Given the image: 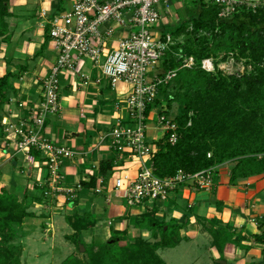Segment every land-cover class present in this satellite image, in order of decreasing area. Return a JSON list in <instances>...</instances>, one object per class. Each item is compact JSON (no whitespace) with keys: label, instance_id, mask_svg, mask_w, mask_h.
<instances>
[{"label":"crops","instance_id":"1","mask_svg":"<svg viewBox=\"0 0 264 264\" xmlns=\"http://www.w3.org/2000/svg\"><path fill=\"white\" fill-rule=\"evenodd\" d=\"M75 1L10 0L12 16L6 19V34L0 36V77L9 71L20 75L19 80L14 83L17 94L11 97L0 119L6 133V138L0 140V190L3 187L8 188L20 199L24 197V190H28L27 204L35 217L25 220V239L37 234L36 221H42L39 225L45 226L44 231L48 232L51 216L45 215L48 211L37 214L33 209L35 206L49 209L47 202L37 200L41 193L37 175L43 173L42 168L32 169L25 174L21 170L20 177L23 181L33 180L28 182L26 188L18 185L15 177L8 178L18 174L12 168L16 167V162L11 160L7 153L6 125L17 124L21 118L29 115V109L40 101L42 80L49 73L57 56L55 43L50 35V20L70 10ZM203 4H208V1L173 0L168 5H161V20L155 28V33L158 36L171 35L183 24L191 21L196 13L201 11ZM129 34L128 27H117L114 38L107 42V52L113 49L116 40ZM116 89L109 86L102 69L88 58L76 70L64 71L61 75L62 112L48 119L44 133L46 138L61 145L69 146L68 141L73 144L75 154L65 160L62 168L65 184L70 188H75L79 183H90L93 178L98 179V185L103 179L99 175L100 165L107 160L116 159L132 176L138 172L137 162L126 159V155H120L111 146V132L119 125L120 117L125 115V99L128 92L123 89L116 92ZM153 110L150 114L148 135L150 134L155 143L162 138V133L156 124L158 114L154 117ZM60 138H64L67 144L61 143ZM232 166L227 163L213 170V191L194 192L191 187H186L179 194L173 195L168 203H147L131 209L126 208L122 201L112 198L111 191L98 195L93 189H89L79 193V199L73 205H67L65 195H60L55 205L61 206L59 209H66V213L69 212L65 217L71 230L68 236L75 233L68 222L69 217L84 214L92 216L95 220L94 226L81 233V240L86 244L89 238H92L93 242L96 239L107 242L113 232L115 235L127 232L120 246H125L127 239L137 237L154 244L159 240L153 238L151 231L135 228L136 223L142 221L145 214L152 213L166 223L174 219L179 225H184L180 230L183 239L181 243L186 242L192 247H200L203 244L205 250L210 253V259L216 262L220 260L221 254L212 246L213 238L208 229L212 227L213 220L219 221L220 227H229L237 236L247 239L242 245L251 247L247 251L231 243L227 244L222 253L226 259L225 264H264V245H258L252 240V236L262 233L258 221H264V175L231 184ZM215 173L218 175L216 181ZM112 179L108 175L106 182L109 189L113 187ZM98 226L107 230L100 235L102 237L95 230ZM48 235L50 237V233ZM67 242L74 245L69 240ZM23 248L22 262L26 246ZM72 248L75 249V245ZM162 254L163 250H159L158 255L163 259Z\"/></svg>","mask_w":264,"mask_h":264},{"label":"trees","instance_id":"2","mask_svg":"<svg viewBox=\"0 0 264 264\" xmlns=\"http://www.w3.org/2000/svg\"><path fill=\"white\" fill-rule=\"evenodd\" d=\"M9 5L10 0H0V36L6 34V19L12 16ZM219 12L218 7L203 4L191 21L171 34L175 45L167 52L161 68L163 72L176 70L177 77L159 89L154 105L147 109L149 116L154 108L161 112L166 104L165 114L178 125L179 138L175 145L166 137L154 143L158 150L152 163L159 178L173 177L179 172L194 175L227 163L233 165L231 184L264 175V8L256 12L242 11L229 19H220ZM182 38L186 39L183 45ZM182 48L186 57L195 59L193 68H182L183 61L175 58V52ZM222 53H236L254 66L253 71L236 76L209 73L201 68L204 59ZM19 77L10 71L0 77V119L11 97L17 94L14 83ZM5 138L0 122V140ZM32 154L38 161L45 160L40 151L34 149ZM13 161L18 165L17 159ZM119 164L116 159L102 162L99 175L107 180ZM217 176L215 173V181ZM48 178L45 170L44 179L48 181ZM97 182L93 178L81 185L83 190H95ZM38 187L41 193L37 200L45 201L48 187ZM186 187L183 185L173 195ZM28 195V190H24V197L20 199L8 188L0 190V264H23L24 246L20 241L25 234L24 223L27 218L35 217L29 211ZM78 199L66 203L73 205ZM68 222L75 233L66 238L77 247L78 254L63 264H167L158 255L159 250L176 248L183 240L180 230L184 225L174 219L168 223L160 221L154 213L145 214L135 225L137 229L151 231L153 238L159 240L154 244L137 237L127 239V244L120 246L127 232L107 242L86 244L81 240V233L94 226L92 216L75 215ZM258 224L262 233L252 236V240L264 245V221L259 220ZM208 232L213 238L212 246L220 251V260H225L222 253L227 244L251 249L242 245L247 241L245 237L237 236L229 227H220L219 221L213 220ZM81 246L85 247L84 254Z\"/></svg>","mask_w":264,"mask_h":264},{"label":"built area","instance_id":"3","mask_svg":"<svg viewBox=\"0 0 264 264\" xmlns=\"http://www.w3.org/2000/svg\"><path fill=\"white\" fill-rule=\"evenodd\" d=\"M172 1L76 0L70 10L50 20V35L57 56L42 80L41 99L29 109V115L21 118L17 124L6 125V146L10 159H16L21 154L24 164L28 165L22 170L29 172L43 169V173L37 176L38 186L48 187L45 197L65 195L71 201L83 190L80 183L75 188L66 186L62 173L65 160L73 157L75 151L46 138L44 130L48 119L62 112V73L76 70L87 58L102 69L111 87L117 88L119 84H124L131 89L126 93L125 115L120 117L119 125L111 132V146L117 153L124 157L126 155V159L139 165L135 176L126 167L117 166L113 174L119 172L121 175L114 179L113 187L109 189L106 180L101 179L95 193L102 195L111 191L112 198L122 201L126 208H134L147 203L167 202L183 185L191 187L194 192L213 191V170L194 175L179 172L173 177L159 178L155 175L152 163L158 148L147 139L150 121L147 109L154 105L159 89L177 77L176 70L163 72L161 68L175 40L170 34L158 36L155 33L161 20L159 7ZM207 1L220 9V19L232 18L242 11L256 12L264 8V0ZM117 27H128L130 34L116 40L113 49L107 52V42L114 38ZM195 64L193 57L187 58L183 60L182 68L190 69ZM201 68L209 73L216 71L211 58L204 59ZM165 112L166 104L159 111L156 124L162 138L166 137L171 145H175L179 138L178 125ZM125 121L129 123L128 127L124 126ZM34 149L42 153L44 161L35 158L32 154ZM45 170L48 181L44 179Z\"/></svg>","mask_w":264,"mask_h":264},{"label":"rangeland","instance_id":"4","mask_svg":"<svg viewBox=\"0 0 264 264\" xmlns=\"http://www.w3.org/2000/svg\"><path fill=\"white\" fill-rule=\"evenodd\" d=\"M203 36L205 37L204 34L202 35V37ZM199 37H200V35H199ZM180 41H181L180 42L181 45L186 43V39L184 40L182 38ZM183 50L184 49L182 48L179 51L175 52V54H174L175 58L182 60V61L184 59L189 58V57L185 56V53ZM234 55L236 57L233 56L232 53H229L228 55L225 53H222V54H219L217 57H211V59L214 60L215 65H216V71L214 72V74H219V72H222L224 75L243 76V75L248 74L251 71H253L254 66L252 64H249L246 59L238 57V55H236V53ZM104 61L105 60H103L102 62L104 63ZM106 81L109 83V81L107 79H106ZM109 86H110V83H109ZM122 89L127 90L128 92L131 90L129 86H126L124 84H119L117 86L116 92L121 91ZM126 99H127V97H126ZM126 99H125V101H126ZM152 113L155 117L159 113V109L154 108ZM175 113H177V110L175 111ZM124 126L128 127L129 123L127 121H125ZM149 135H148L147 139H148V142L150 144H152L153 141ZM59 141L61 143L67 144L65 142L64 138H62V139L60 138ZM6 145H7V143H6ZM67 145H69V147H71V148L73 146V144L70 143L69 141H68ZM16 159H17L18 165H16V167H12V168L14 171H16V174H18V176L17 175H15V176L11 175V177H8V178L12 179L13 177H15V179L17 180V184L20 186H23V188H26V186L28 185V182L29 181L32 182L33 180H26L25 179L23 181L22 180L23 178L20 177L21 176L20 173L22 171H23V174L27 173L28 171H26V170L24 171V170H22V168H25V167L27 168L28 165L24 164L25 162H23V157L21 154L17 155ZM120 175L121 174L119 172L111 175V178H113L112 182H114V179ZM8 178H6V180H8ZM3 181H5V180H3ZM79 193H81V191H79ZM59 196L45 197L46 198L45 201H47V204H49V209H46L45 207L44 208H39V207L37 208L36 206H35V208H33L37 214H40L44 210L48 211V212H46L45 215L46 216L50 215L51 221L48 223L49 224V226H48L49 231L48 232L44 231L45 226L39 225L42 221H36L35 226H36L37 234L35 236L29 237L27 239H25V238L21 239L20 242L23 244V246H26L25 254H24V258H23L24 264H63L70 256H72V254L73 255L78 254L77 247L75 246V249H73L72 246H74V245H72V244L70 245L67 242L68 239L66 238V236H68V234L71 232V230L69 229V227L67 225L65 217L68 215L67 213H69V212L66 213L65 212L66 209L65 210L59 209V208H61V206L55 205V201ZM57 201H58V199H57ZM66 201L68 202L67 197H66ZM168 202L169 201L160 202V203H168ZM134 208H131V209H134ZM55 212L56 213L61 212V213L56 214ZM95 230L99 234V236L101 234H103L104 232H107V230H104L103 226H98V227H96ZM49 233H50V237H49V235L47 236V234H49ZM100 237H102V236H100ZM112 237H116L114 232L112 233ZM100 240H102V239H96L94 242H104V241H100ZM86 241L88 244H91L93 242L92 238H89ZM205 248L206 247H204L203 244L200 247H197V246L192 247V246H189L186 242H182L176 248L163 250L162 255H163V259L168 264H218V263L223 264L224 262H226V259L225 260H219L217 262L212 261L210 259L209 251H206ZM80 249H81V247H80ZM82 253L84 254V252H82Z\"/></svg>","mask_w":264,"mask_h":264},{"label":"water","instance_id":"5","mask_svg":"<svg viewBox=\"0 0 264 264\" xmlns=\"http://www.w3.org/2000/svg\"><path fill=\"white\" fill-rule=\"evenodd\" d=\"M81 251L82 252H85V247L84 246H81ZM225 264V263H224Z\"/></svg>","mask_w":264,"mask_h":264}]
</instances>
